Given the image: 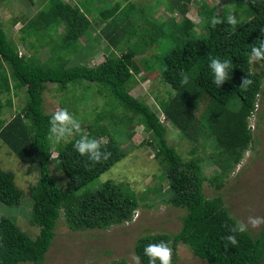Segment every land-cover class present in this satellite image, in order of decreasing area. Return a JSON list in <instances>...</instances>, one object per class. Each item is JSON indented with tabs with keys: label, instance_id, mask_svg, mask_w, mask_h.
Masks as SVG:
<instances>
[{
	"label": "trees",
	"instance_id": "16d2710c",
	"mask_svg": "<svg viewBox=\"0 0 264 264\" xmlns=\"http://www.w3.org/2000/svg\"><path fill=\"white\" fill-rule=\"evenodd\" d=\"M42 1L45 5L22 27L21 41L35 48L37 45L30 39L35 37L41 41L48 35L50 40L44 42L50 45L52 52L49 61H42L35 53L20 55L18 44L10 39L0 23V138L21 161L28 165L38 164L40 168L39 180L30 186L33 198L31 223L40 227L39 234L36 238L31 237L12 218L0 213V264H45L62 216L74 231L104 229L132 220L139 208L135 192L125 183L113 179L96 190L79 193L128 155L127 149L115 137L104 142L103 132L90 124L88 133L79 134L65 143L53 144L49 139V120L53 113L44 109L43 94L47 83H57L65 91L70 83L83 79L102 84L100 92L108 90L120 100L122 107L139 116L138 122L150 132L147 142L157 150L156 156L166 166L170 184L168 201L187 211L177 233H149L139 238L136 254L141 261L148 264L149 257L144 248L149 243L163 241L171 249L170 264H176L180 243L186 244L209 264H262L264 229L258 236L247 229L243 233H232L230 227L238 219L232 215L221 194L206 196L204 182L210 179L221 189L254 142L249 118L256 109L258 97L264 92V77L252 70L251 56L252 48L259 47L260 41H264V0H246L249 18L239 28L234 29L220 19L221 23L206 26V35L192 38L160 58L162 78L174 90L166 101H161L166 120L194 142L193 153L201 138L211 137L215 141L212 158L220 170L210 178L203 172L202 158H184L169 143L165 122L147 103L131 93L136 75L143 70L139 59L146 62V69L156 62L147 58L139 46L121 54L110 51L97 65L78 63L70 66L69 58L63 52L71 54L81 49L80 39L92 25L89 12L67 0ZM191 1H181L178 10L183 19L173 21L177 28L196 31V24L187 16ZM123 10L116 4L103 14L112 19ZM60 27H64V31L59 32ZM109 40L118 43L114 36ZM137 55L142 57L138 59ZM212 58L231 61L229 79L219 87L214 83V73L209 66ZM259 61L264 62V59ZM184 76H187V82H184ZM245 78L252 83L242 87ZM14 90H25L27 100L7 119L4 110L13 106L10 95ZM4 95H7L5 101ZM236 95L240 104L232 108L231 102ZM80 135L100 142L102 153L98 162L88 161L86 156L75 151L73 143ZM54 148L58 152L56 156L53 155ZM53 164L68 177L66 187H61L52 174ZM21 197L22 190L16 183L15 173L0 166V202L15 206ZM228 235H236L235 245L227 241ZM109 264L128 263L122 258ZM156 264H160L159 258Z\"/></svg>",
	"mask_w": 264,
	"mask_h": 264
},
{
	"label": "rangeland",
	"instance_id": "374dc122",
	"mask_svg": "<svg viewBox=\"0 0 264 264\" xmlns=\"http://www.w3.org/2000/svg\"><path fill=\"white\" fill-rule=\"evenodd\" d=\"M67 1L86 8L92 21L89 32L80 39L81 49L77 53L63 52L69 58V65H97L110 51L121 54L140 46L144 55L156 63L146 69V62L139 59L142 55H137L143 70L136 75L131 93L147 103L159 117L163 112L161 101H166L174 92L170 84L162 78L160 58L188 40L206 35V26L208 27L213 16L229 24L227 15H234L237 23L229 24L234 29L242 26L249 18L246 0H192L187 16L196 24V31L183 30L173 25L174 20L183 19L182 12L178 10L182 0ZM116 4H120L124 10L112 19L109 15L104 16V11ZM44 5L42 0H0V23L24 54L35 53L42 61H49L52 52L50 45L44 42L50 40L48 35H44L41 41L31 38V42L37 45L35 48L21 41L22 27ZM164 22L170 25L163 24ZM64 29L60 27L59 32ZM113 36L117 44L109 40ZM56 37L57 40L60 39L57 35ZM251 64L252 70L264 77V62L251 56ZM100 88L103 89L102 84L87 79L70 83L65 91L57 83L48 82L43 94L44 109L47 113L54 114L67 108L80 120V132L68 141L79 134L88 133L92 124L93 128H99L103 132L104 142L113 136L127 149L126 157L83 187L79 193L89 189L96 190L107 180L113 179L128 185L135 192L140 205L132 220L104 229L74 231L62 216L56 227V236L46 254L45 264H109L112 260L122 258L128 264H144L136 254L139 238L149 233H177L182 228L187 213L185 208L168 201L170 184L166 166L156 156L157 150L147 142L150 132L144 124L138 122L139 116H134L122 107L120 100L108 90L105 93L100 92ZM10 96L13 106L4 110V117L7 119L19 111L27 100L25 90H14ZM3 100H7V95L3 96ZM239 104L240 100L236 95L231 106L236 108ZM128 118L131 119L130 122ZM249 121L255 126L252 129L255 136L252 146L246 151L241 163L226 178L221 189L207 179L204 182V193L207 197L221 194L232 215L254 236H258L264 229V92L258 97L256 109ZM164 124L168 127L169 143L186 159L201 157L203 172L208 178L220 170L212 158L215 150L213 138H201L197 143V151L193 153L191 150L195 146L194 142L183 136L169 121L165 120ZM57 153L54 148L53 155L56 156ZM0 166L15 173L16 183L22 190L18 205L9 206L0 202V213L12 218L23 231L36 238L40 227L31 223L33 198L30 186L39 180V165L25 164L0 138ZM52 166V174L57 182L61 187H66L68 177L63 171H58L55 164ZM249 218H261V222L253 226ZM177 253L176 264H209L184 243L178 245Z\"/></svg>",
	"mask_w": 264,
	"mask_h": 264
},
{
	"label": "clouds",
	"instance_id": "9594fccd",
	"mask_svg": "<svg viewBox=\"0 0 264 264\" xmlns=\"http://www.w3.org/2000/svg\"><path fill=\"white\" fill-rule=\"evenodd\" d=\"M227 21L231 25H235L237 23L236 17L232 14L227 15ZM209 23L215 26L216 24L221 23V20L220 18L213 16L209 20ZM252 55L257 60L264 59V41H260L259 47L252 48ZM209 66L214 73V83L217 85V87L229 79L231 61H222L212 58ZM187 79V76H184V82H187ZM251 83L252 81L250 79L245 78L243 80L242 87H246ZM80 130V120L77 119L67 108L57 111L51 116L49 120V139L53 144L67 142L70 137L80 132ZM73 148L77 153H79V155L86 156L88 161L95 163L100 160L102 153L101 145L100 142L95 138H90L86 135H80L79 138L73 143ZM106 158L107 156L105 155V159ZM249 219L253 226L258 225L261 222V218ZM230 231L232 233H243L246 231V226L243 223L237 221L230 227ZM226 239L232 245L237 243L236 235H228ZM144 252L145 255L149 257L148 264H156L157 258H159L160 264H170L171 249L163 241H161L159 244L149 243L144 248ZM137 259L139 258L137 257Z\"/></svg>",
	"mask_w": 264,
	"mask_h": 264
},
{
	"label": "built area",
	"instance_id": "2783aa9c",
	"mask_svg": "<svg viewBox=\"0 0 264 264\" xmlns=\"http://www.w3.org/2000/svg\"><path fill=\"white\" fill-rule=\"evenodd\" d=\"M20 54H23V52L21 50H20ZM160 119H161L162 122H165L166 116H165L164 112H162V116H160ZM250 127H251V129L255 128V126L253 124H251V123H250Z\"/></svg>",
	"mask_w": 264,
	"mask_h": 264
}]
</instances>
